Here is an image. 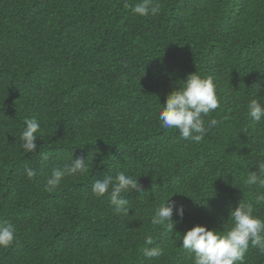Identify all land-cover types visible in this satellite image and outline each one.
Instances as JSON below:
<instances>
[{"label":"trees","instance_id":"16d2710c","mask_svg":"<svg viewBox=\"0 0 264 264\" xmlns=\"http://www.w3.org/2000/svg\"><path fill=\"white\" fill-rule=\"evenodd\" d=\"M139 2L0 0V220L17 229L0 264H194L180 247L187 230L227 231L241 200L264 219V186L246 183L264 161V120L247 111L264 102V0H159L146 17L131 10ZM192 73L213 78L220 102L199 142L158 118ZM32 118L37 148L25 152ZM72 155L88 156V171L46 191ZM125 169L142 185L122 194L128 215L91 191ZM168 198L184 207L174 230L151 224ZM152 247L159 259L145 256ZM245 264H264V253L250 245Z\"/></svg>","mask_w":264,"mask_h":264},{"label":"clouds","instance_id":"9594fccd","mask_svg":"<svg viewBox=\"0 0 264 264\" xmlns=\"http://www.w3.org/2000/svg\"><path fill=\"white\" fill-rule=\"evenodd\" d=\"M131 10L140 17L156 15L160 11V3L159 0H140ZM182 82L167 94L166 102L159 111L160 126L166 130H178L182 139L199 142L217 125L215 119L207 122L204 119L220 106L216 85L212 77H201L196 73L189 74ZM247 111L254 122L260 123L264 120V102L252 99L247 104ZM25 125L20 137L22 148L25 152H34L37 148L35 141L40 131V123L32 118L26 119ZM87 158L88 156H80L74 159L72 155L70 163L54 168L46 181L45 190L54 191L65 177L86 173L89 166L86 163ZM256 168L257 171L248 175L246 183L249 186H264V161L258 163ZM24 173L28 178L36 175L34 169L28 165L25 166ZM141 189L139 180L127 174V169L118 171L114 176L108 174L102 179H96L91 187L92 193L98 198L107 194L111 204L115 206V211L125 215L129 214L131 208L122 194ZM255 201L264 203V193H258ZM174 209L182 219L183 205L177 206L168 198L156 209L151 224H164L167 229L174 230L177 223L173 220ZM254 211L253 203L241 200L234 209L229 210L227 220L230 227L227 231L221 232L196 225L184 233L180 247L193 254L194 264H245V253L250 245L264 253V219L254 215ZM16 232L13 222L0 220V248L11 246L16 240ZM145 241L148 245L153 243L150 235H146ZM162 255V248L145 249V256L149 259H159Z\"/></svg>","mask_w":264,"mask_h":264}]
</instances>
